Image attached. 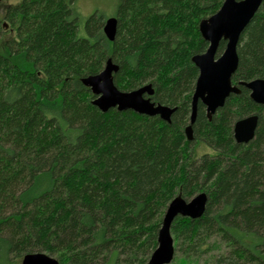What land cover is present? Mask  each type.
Segmentation results:
<instances>
[{
	"label": "trees",
	"instance_id": "obj_1",
	"mask_svg": "<svg viewBox=\"0 0 264 264\" xmlns=\"http://www.w3.org/2000/svg\"><path fill=\"white\" fill-rule=\"evenodd\" d=\"M0 17V264L43 253L59 264H148L169 204L205 193L199 219L171 227L180 264H264V106L250 92L190 124L206 42L199 25L225 0H120L116 37L76 0H22ZM0 9V10H1ZM226 48L222 41L216 57ZM234 86L264 80V2L240 37ZM111 59L115 86L151 85L159 116L101 112L83 79ZM258 116L254 139L237 121ZM209 153L195 157V144ZM174 261V260H173Z\"/></svg>",
	"mask_w": 264,
	"mask_h": 264
},
{
	"label": "water",
	"instance_id": "obj_2",
	"mask_svg": "<svg viewBox=\"0 0 264 264\" xmlns=\"http://www.w3.org/2000/svg\"><path fill=\"white\" fill-rule=\"evenodd\" d=\"M263 2L264 0H225L215 15L200 23L199 31L203 39L209 43V47L204 54L194 56L192 59L199 70V77L192 97L190 124L185 130L188 141H193V125L196 121L199 103L205 106L207 116L211 120L212 116L224 107L227 99L232 95H239L241 92L239 87H244L249 90L250 98L255 104L264 106V80L241 82L239 86H234L232 83L239 64L237 50L240 37ZM103 31L107 39L113 42L116 37L117 19L114 17L107 19ZM222 41L226 42V48L217 58V50ZM117 71L118 66L109 59L100 74L82 80L95 96L94 106L103 113L110 109L133 111L149 117L159 116L163 121L170 123L171 116L176 109L152 103L146 97L154 94L151 85L132 92L120 91L113 81V75ZM258 120V116L254 115L235 123L233 135L236 143L248 144L254 139ZM206 204L207 195L205 193L195 196L190 201L177 197L169 204L158 234V247L148 264H171L173 262L175 256L174 239L171 235L173 222L177 217L192 220L201 218ZM22 264H59V262L51 256L37 253L25 256Z\"/></svg>",
	"mask_w": 264,
	"mask_h": 264
},
{
	"label": "rangeland",
	"instance_id": "obj_3",
	"mask_svg": "<svg viewBox=\"0 0 264 264\" xmlns=\"http://www.w3.org/2000/svg\"><path fill=\"white\" fill-rule=\"evenodd\" d=\"M22 0H7V5L16 6L21 3ZM120 0H76V7L82 18V35H85L83 31L85 21L94 14L103 17L104 21L109 18H113L117 14ZM4 8L3 4H0V9ZM3 9L0 10V17L3 16ZM195 157L202 156L203 154L209 153V149L206 148L202 143L195 144ZM181 256V253L177 251L176 257L171 264H180L177 262V257ZM14 264H22L21 261L15 262ZM203 264V261L200 262Z\"/></svg>",
	"mask_w": 264,
	"mask_h": 264
}]
</instances>
